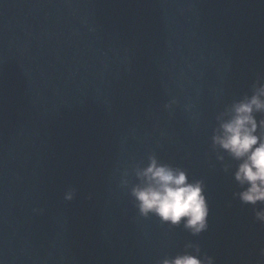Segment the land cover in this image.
<instances>
[{"label":"water","instance_id":"1","mask_svg":"<svg viewBox=\"0 0 264 264\" xmlns=\"http://www.w3.org/2000/svg\"><path fill=\"white\" fill-rule=\"evenodd\" d=\"M261 87L264 0H0V264H264L212 142ZM153 155L203 181L207 231L139 214Z\"/></svg>","mask_w":264,"mask_h":264},{"label":"clouds","instance_id":"2","mask_svg":"<svg viewBox=\"0 0 264 264\" xmlns=\"http://www.w3.org/2000/svg\"><path fill=\"white\" fill-rule=\"evenodd\" d=\"M256 113H264V87L234 103L212 137L214 145L240 161L235 179L244 190L237 195L242 203L253 206L264 204V132L260 131L264 120L258 121ZM137 176L140 182L131 195L141 216H156L173 227L182 225L193 235L207 231L211 208L203 181L190 180L187 171L162 163L154 155ZM255 217L264 222V211H257ZM160 264H214V259L185 253L166 257Z\"/></svg>","mask_w":264,"mask_h":264}]
</instances>
